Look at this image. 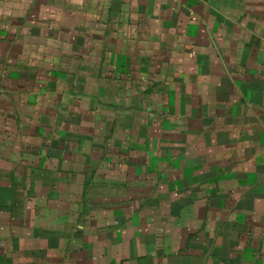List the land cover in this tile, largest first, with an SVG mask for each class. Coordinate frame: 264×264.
Returning a JSON list of instances; mask_svg holds the SVG:
<instances>
[{"label":"crops","instance_id":"obj_1","mask_svg":"<svg viewBox=\"0 0 264 264\" xmlns=\"http://www.w3.org/2000/svg\"><path fill=\"white\" fill-rule=\"evenodd\" d=\"M0 264H264V0H0Z\"/></svg>","mask_w":264,"mask_h":264}]
</instances>
